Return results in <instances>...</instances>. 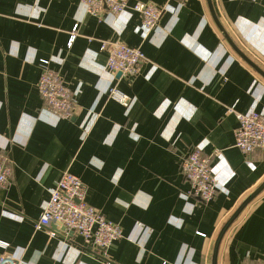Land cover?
Here are the masks:
<instances>
[{
	"label": "crops",
	"instance_id": "0c3cea01",
	"mask_svg": "<svg viewBox=\"0 0 264 264\" xmlns=\"http://www.w3.org/2000/svg\"><path fill=\"white\" fill-rule=\"evenodd\" d=\"M139 1L168 6L146 37L132 10L105 9L99 20L80 0H0V147L14 163L0 188V240L9 244L0 254L11 264H106L75 231L36 228L67 171L88 187L87 203L123 228L107 250L113 264H213L221 229L264 182V151L235 146V111H264V76L234 50L208 0H128ZM213 5L264 70V0ZM102 41L141 49L140 73L109 71ZM44 60L77 91L71 119H57L40 94ZM113 86L131 97L127 107ZM195 147L223 153L213 164L224 189L210 202L183 198L190 185L180 167ZM218 264H264V190L225 234Z\"/></svg>",
	"mask_w": 264,
	"mask_h": 264
},
{
	"label": "built area",
	"instance_id": "2783aa9c",
	"mask_svg": "<svg viewBox=\"0 0 264 264\" xmlns=\"http://www.w3.org/2000/svg\"><path fill=\"white\" fill-rule=\"evenodd\" d=\"M176 1L179 7H182L188 0ZM80 4L87 13L99 17V20L105 18V9L114 17H122L129 10L137 12L142 17L139 29L145 37L157 28L163 13L168 10V6L143 1L129 5L128 0H80ZM76 32L77 28L72 34V39ZM101 48L109 52L108 70L121 72L122 76H137L142 65L147 62V57L141 49L124 42L102 41ZM43 63L44 69L38 82L41 96L57 119L73 118L77 91L65 83L59 71L49 66L48 60H44ZM109 92L112 98L126 107L131 102V97L117 86L111 87ZM230 111L234 110L231 108ZM235 114L239 120L235 146L246 155H253L259 150L264 151V111L253 108L248 113L235 111ZM215 157L221 160L222 151L216 149L212 154H205L200 147H195L183 159L180 169L190 185L183 198L194 196L203 202H210L224 189L219 166L221 164H213ZM13 168L14 163L9 152L0 147L1 189L9 186ZM87 192L88 187L80 177L68 171L64 172L58 185L50 189V199L36 221V228L49 227L55 223L73 230L86 244L103 250L107 258L106 264H113L108 259L107 250L115 241L124 237L123 228L109 220L98 208L88 204ZM0 246L6 248L9 244L0 240Z\"/></svg>",
	"mask_w": 264,
	"mask_h": 264
},
{
	"label": "water",
	"instance_id": "95a60500",
	"mask_svg": "<svg viewBox=\"0 0 264 264\" xmlns=\"http://www.w3.org/2000/svg\"><path fill=\"white\" fill-rule=\"evenodd\" d=\"M208 4L218 28L226 36V38L228 39L229 43L232 45L234 50L239 54V56L243 60H245L248 64H250V66H252L255 70H257L262 76H264V70L258 64H256L254 60H252L251 57L246 52H244L239 46H237L236 43L233 41V39L229 36L227 31L225 30L224 25L222 24L221 20L219 19L215 11L213 0H208ZM118 74L121 75V72H118ZM263 190H264V182L239 206V208L234 212L231 218H229V220L225 223L215 242L213 264H218L219 249L227 231L230 229V227L236 221V219L241 215V213L247 207V205H249L257 196H259ZM63 229L65 230L66 227L63 226ZM0 264H11V261L3 258L2 254H0Z\"/></svg>",
	"mask_w": 264,
	"mask_h": 264
},
{
	"label": "bare ground",
	"instance_id": "6f19581e",
	"mask_svg": "<svg viewBox=\"0 0 264 264\" xmlns=\"http://www.w3.org/2000/svg\"><path fill=\"white\" fill-rule=\"evenodd\" d=\"M121 75H122V73H121Z\"/></svg>",
	"mask_w": 264,
	"mask_h": 264
}]
</instances>
